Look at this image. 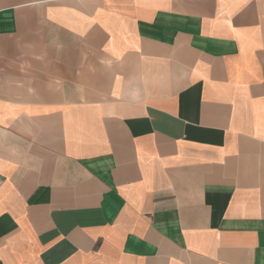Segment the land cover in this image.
Instances as JSON below:
<instances>
[{"label": "crops", "instance_id": "0c3cea01", "mask_svg": "<svg viewBox=\"0 0 264 264\" xmlns=\"http://www.w3.org/2000/svg\"><path fill=\"white\" fill-rule=\"evenodd\" d=\"M0 264H264V0H0Z\"/></svg>", "mask_w": 264, "mask_h": 264}]
</instances>
